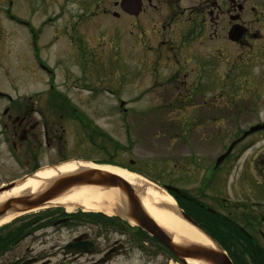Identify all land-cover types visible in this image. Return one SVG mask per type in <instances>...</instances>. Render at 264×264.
<instances>
[{"label": "rangeland", "instance_id": "rangeland-1", "mask_svg": "<svg viewBox=\"0 0 264 264\" xmlns=\"http://www.w3.org/2000/svg\"><path fill=\"white\" fill-rule=\"evenodd\" d=\"M96 1L13 0L6 14L8 1L0 0V92L18 102L38 92L37 101L43 104L47 115L46 126L53 119L52 130H56L53 145L42 140L37 169L70 160L115 166L144 177L156 188L170 185L191 197H199L208 207L224 215L227 206L244 197L245 182L253 187L262 184L264 189V130L247 135L234 147L229 160L219 166L215 176L220 175L223 184L220 181L213 187L207 179H202L203 166L209 159L213 166L215 157L224 153L232 140L256 123H264V13L241 16L245 23L250 22L246 44L231 45L232 50L223 45V39L217 38L202 47L200 54H208L210 45L225 47L227 57L214 51L218 54L215 58L218 75L213 80H208L207 75L199 79L202 89L194 101H213L216 107L209 113L218 119L211 130L198 126L202 139L206 134L214 137L196 149L201 151L197 156L199 161L189 168L188 175L178 167L184 159L194 158L185 156L188 150L180 154L169 151L165 139L167 126L159 122L160 118L173 117L171 110L146 108L165 87L169 69H174L173 61L165 58L167 53L162 58L154 53L153 57L159 58L157 66L145 60L151 57L153 62L152 48L159 44V38L149 32L154 22H158L157 17L142 16L139 25L143 26L139 30L133 27L131 18L110 15L115 0H107V13L89 16L83 12L94 8ZM20 20L23 23L19 25ZM33 37L35 46L30 40ZM188 49L187 53L193 54L191 45ZM228 56L229 62L225 64ZM192 58L187 56L188 70L193 67ZM231 62L233 69L226 73ZM39 63L47 70L39 68ZM192 80L189 76L187 83ZM56 92L75 107L79 118ZM161 95L158 101L171 98ZM6 102L0 98V108ZM206 112L200 117L210 116ZM182 113L185 117L199 116L197 107ZM17 153L18 157L9 149V143L0 138V186L29 174L27 168L34 160L28 155L22 156L20 151ZM129 161L136 163L131 169L126 168ZM244 172L249 178L239 179ZM65 209L72 211L73 207L65 206ZM109 227L116 229L115 224ZM153 246V253L138 245L131 254L100 264H180L157 244Z\"/></svg>", "mask_w": 264, "mask_h": 264}, {"label": "flooded vegetation", "instance_id": "flooded-vegetation-1", "mask_svg": "<svg viewBox=\"0 0 264 264\" xmlns=\"http://www.w3.org/2000/svg\"><path fill=\"white\" fill-rule=\"evenodd\" d=\"M7 1L9 7H5L6 14L10 12L9 8L13 0ZM104 1H96L94 8H87L83 12L89 16L91 13L93 15L107 13L105 7L107 0ZM263 4L264 0H115L112 2L114 9L110 15L114 18H131L132 25L136 26V29L142 30L143 25H139V21L145 14L151 15L150 19L153 15L158 19L153 27L148 28L152 37L159 38V44L153 48L148 47V50L152 48L154 51L153 62L150 61L151 57H145V60L151 66L155 64L157 66L159 58H162L163 53H167L165 58L173 61L174 69H169L165 87L156 94V101L147 104L146 108L171 110L170 115H174L170 118H160L159 122H165L162 125L167 126L165 139L169 151H177L180 154L188 150V155L185 156L194 158L192 161L184 159V162H181L178 169L184 173L189 171L191 166L197 165L199 161L197 156L201 151L196 149H201L203 141L210 142L214 137L213 134L210 136L206 134L202 139L203 133L201 129L198 131V126L204 127L205 131L211 130L218 119L209 113L211 108L216 107L213 101L208 102L206 99L204 103L200 100L194 101L202 89L199 79L207 75L208 80H213L218 75L215 69V58L218 54L214 51L217 53L220 51L221 55L226 56L225 47L231 48V45L247 43L250 22L245 23L241 16L264 13ZM127 6L134 14L126 11ZM98 9H101V12ZM235 26H238L239 38L231 40L229 33ZM217 38L223 39L222 43L225 47L210 45L208 54H200L205 42L213 40L215 42ZM30 40L35 46L34 37ZM190 45L193 54L187 53L190 51L188 49ZM154 53H158L159 58H154ZM187 56H192L194 60L193 67L189 70ZM229 59L230 57L226 58L225 64ZM138 60L140 61L139 57ZM232 63L226 73L232 71ZM189 76L194 80L188 84ZM175 82L177 84H174ZM161 94L171 98L158 101L162 98ZM4 97L8 100L0 108V138L9 143V149L17 157L19 156L17 152L20 151L22 156L28 155L34 160V165L27 168L28 173H31L39 167L37 158L42 151V140L46 144L53 143L56 132L52 130L54 121L51 119V125L46 126L47 115L44 113L43 104L37 101V97H40L38 92L33 96L24 97L25 100L22 102ZM32 98L35 100L32 101ZM51 105L54 106V102ZM195 107L199 110L198 117H185L182 113L185 109ZM205 111H208L206 114L210 116L204 119L200 116H203ZM232 153L233 150L221 164L227 162ZM218 156L213 160V166L210 165L211 159L203 166L202 179H207L213 187L223 181L220 175L215 176L219 173L217 170L221 165L215 166ZM134 165H136L134 161H129L130 167L126 166V168L131 169ZM247 177V173L244 172L239 179L244 180ZM261 185L259 189H262ZM257 186L255 184L253 187L245 182L242 189L244 197L227 206L226 215L208 207L199 197H190L187 194L181 196L182 200H185L184 210L192 219L198 222L205 213L213 216L221 232L220 236L228 242L230 258L236 264H264V189L258 190ZM71 207L73 210L67 211L64 205H49L35 214L24 213L1 225L0 264H100L123 254H131L137 246L141 233L137 227L118 220L116 229L107 228L106 220L102 216L92 214L79 204H73ZM200 224L203 226L202 223ZM142 244L147 246V252H152L154 241L151 238L143 236ZM101 252L103 254L95 258Z\"/></svg>", "mask_w": 264, "mask_h": 264}, {"label": "water", "instance_id": "water-1", "mask_svg": "<svg viewBox=\"0 0 264 264\" xmlns=\"http://www.w3.org/2000/svg\"><path fill=\"white\" fill-rule=\"evenodd\" d=\"M126 11L134 14L127 6ZM231 40H238V26L232 28L229 33ZM264 129L263 125H257L250 128L244 135L251 132ZM233 144L228 151L218 159V163L231 150ZM36 172L24 176L17 181H13L0 187V193L8 191L25 181L28 177H32ZM93 185L104 188L117 189L123 196L120 204L114 205L112 211L124 217L145 232L154 237L161 245L169 250L182 264H187L188 259L201 261L204 264H232L227 255L215 246H206L199 243L182 241L176 243L169 233L162 229L144 210L136 189L130 185L124 178L96 167H80L75 171L61 174L53 179H49L46 185L34 192L23 193L18 196L6 198L0 202V219L10 214H16L38 208L54 200L64 194L73 187ZM175 213L189 225L194 227L200 233L204 232L183 212L175 209Z\"/></svg>", "mask_w": 264, "mask_h": 264}, {"label": "bare ground", "instance_id": "bare-ground-1", "mask_svg": "<svg viewBox=\"0 0 264 264\" xmlns=\"http://www.w3.org/2000/svg\"><path fill=\"white\" fill-rule=\"evenodd\" d=\"M80 167H96L112 172L128 181L136 189L140 202L147 214L156 224L171 235L174 242L189 241L206 246H214L206 237L175 213L176 204L169 194L156 188L154 184L144 177L115 166L70 160L62 162L56 167L41 168L32 177L25 179L23 183L0 193V202L6 198L18 196L23 193H34L42 189L49 179L75 171ZM122 200L123 196L117 189L84 185L71 188L45 205L61 204L71 208V205L74 203H79L86 210L98 211L107 216H111L113 215V206L120 204ZM19 215L21 214L5 216L0 219V225L7 223ZM187 263L204 264L201 261L191 259H188Z\"/></svg>", "mask_w": 264, "mask_h": 264}, {"label": "trees", "instance_id": "trees-1", "mask_svg": "<svg viewBox=\"0 0 264 264\" xmlns=\"http://www.w3.org/2000/svg\"><path fill=\"white\" fill-rule=\"evenodd\" d=\"M209 232L212 233V232H214V231H212L211 229H209Z\"/></svg>", "mask_w": 264, "mask_h": 264}]
</instances>
